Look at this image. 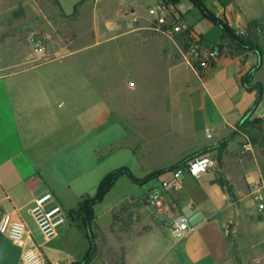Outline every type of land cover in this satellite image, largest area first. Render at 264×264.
Returning a JSON list of instances; mask_svg holds the SVG:
<instances>
[{"label": "crops", "instance_id": "crops-1", "mask_svg": "<svg viewBox=\"0 0 264 264\" xmlns=\"http://www.w3.org/2000/svg\"><path fill=\"white\" fill-rule=\"evenodd\" d=\"M21 1L0 0V7L6 9L8 5V10L14 11ZM145 1L147 11L140 12L138 6L131 10L130 5V19L126 9H119L112 20L95 25L94 30H84L77 13V20L70 27L72 35L65 42L60 34L54 39L47 36L44 55L0 49V209L26 224L27 242L32 240L47 262H57L61 256L70 258V252L60 248V244H69L70 231L66 228L63 231L65 225L61 239L59 233L57 238L46 241L29 212L34 199L47 191L66 211L77 209L86 197L80 195L76 206H66L56 176L63 178L69 190L76 173L94 168L111 156L114 149L130 150L136 161L144 156V162H149L168 154L171 145L184 147L166 166L154 163L157 165L154 169L159 170L174 165L194 149L213 147L231 136L221 152L220 163L199 179L177 169L160 175L150 184L162 192L166 210L156 213L154 219L151 212H146L142 228L148 224L154 227L134 235L130 254L138 240L156 231L159 241L167 246L166 253H173L170 258L173 264H229L232 253L238 254L241 264L261 262L264 209H258L250 184L264 179V127L261 132L255 127L241 128L245 122L264 116V0H202L234 31L248 30L251 23L259 22L262 30L256 38L258 53L236 49L218 27L200 17L189 1L181 0L178 5L182 19L198 36L200 52L219 47V56L206 68H200V75L195 74L187 97L189 116L184 122L179 119L176 126L178 143L174 141L167 146L158 143L167 133L166 128L157 132L150 127L181 118V113L172 115L165 101L156 103L148 98L142 114L135 116L133 106L129 108L133 114L130 137L137 143L130 140V148L119 147L125 139V129L115 136L112 131L119 129L121 121L128 124V115L106 101L105 95L111 96L114 86L136 83L131 65V57L136 54L134 46L149 48V40L153 39L136 33L148 29V9L161 0ZM116 37H127L130 41V70L119 65L116 54L111 55L108 59L111 63L107 65L97 52L102 44ZM86 55L91 56L89 66L85 64ZM113 64L118 66L111 68ZM248 73L251 76L246 79ZM154 106L158 117L152 111ZM246 143L250 145L249 151L244 149ZM136 144L141 145L139 151ZM104 176L95 183V191ZM219 178L228 183L233 198L220 186ZM179 214L188 222V231L181 239L170 232ZM22 250L0 236V264H18Z\"/></svg>", "mask_w": 264, "mask_h": 264}, {"label": "rangeland", "instance_id": "rangeland-1", "mask_svg": "<svg viewBox=\"0 0 264 264\" xmlns=\"http://www.w3.org/2000/svg\"><path fill=\"white\" fill-rule=\"evenodd\" d=\"M130 5H132L131 10L138 6L140 12L147 11L145 0H22L14 11L8 10L10 7L8 5L5 6L6 9L0 7V38L5 36L0 42V49L12 48L16 49L17 53L24 55L27 53L44 55L47 51V36L54 39L57 34H60L63 42L66 37L68 39L72 35L70 27L72 22L77 20L75 17L77 13L81 15L80 21H83L84 30H94L95 25H100L105 20H112L119 9H126V16L130 19ZM125 35L130 36L129 33ZM136 35L153 39L149 40V48L134 46L133 51L136 54L131 57V65L134 66L136 83L133 85L129 83L121 88L114 86L111 96L105 95L106 101L121 110L123 109L128 115V124L121 121L119 129H113L112 134L115 136L125 129L126 136L119 143V147L130 148V140L134 144L137 143L130 137V116L133 114L129 108L133 106L135 116L138 113L142 114L145 110L143 104L150 98L152 102L156 103L165 101L167 110L172 112V115H175L176 112L181 113V118H171V121L165 119L166 122L155 123L150 127L157 132H162L166 128L167 135L161 137L158 143H162L164 146L170 143L174 144V141L178 143L175 135L176 126L180 123L179 119L184 122L189 116L188 91L195 83V74L200 75L199 63L202 55L200 52L197 57L189 55V48L183 47L175 37L168 38L148 29L140 30ZM216 36L219 38V35ZM38 42L45 43L41 53L36 51ZM128 42L130 41L127 37H116L102 44L97 52L101 53L103 61L107 65L111 63V60H108L111 55L116 54L119 65L130 70V44ZM62 46H64L63 43ZM90 60L91 56L86 55L85 64L87 66H89ZM110 66L116 68L118 65ZM155 106L152 111L155 110ZM157 110H155L156 114ZM254 127L259 131L264 125L260 123ZM209 147L211 146L194 149L188 155ZM140 148L141 145L136 144L137 151ZM183 148H174L171 145L167 149L168 154L154 157L149 162H144V156L137 157L138 161H136L130 156V150L114 149L111 156L105 158L94 168L83 172L77 171L79 173H76V179L70 184L69 190L66 188L69 185H66L67 183L63 178H60V175L55 177V182L59 187V194L67 200L68 205L66 206L74 207L76 206L74 203L80 195L86 196L82 199L83 201L95 194V183L105 174L119 167H127L134 176L141 179L156 171L154 169L156 164L160 166L169 164L174 160L172 159L175 158L174 155ZM153 150L151 149L152 152ZM169 150L174 151L169 152ZM213 152L216 154L212 155ZM207 155L215 159L216 165H218L217 150H211ZM154 163L156 164L154 165ZM154 180L137 185L126 176H122L114 183L103 201L93 207L94 219L91 232L96 247L93 264H154L160 258L162 260L159 264H173L170 260L173 253H166L167 246L163 241H159L156 231L149 233L144 239L138 240L134 245V252L132 251L130 254V242L135 241L134 235L154 227L153 224H148L146 228H142L146 212H151L150 217L154 219L156 213L166 210L162 192L150 185ZM154 196L158 197L161 205L155 204ZM67 213L68 220L63 231L65 228L66 231H70L69 244L66 246L60 244V248L70 252L71 257L61 256L57 262H52V264H72L74 261H80L88 248L87 232L81 222L78 207L67 211ZM152 219L151 221H153ZM63 231L60 232L59 239L62 238ZM229 264H241L238 254L232 253ZM256 264H264V260Z\"/></svg>", "mask_w": 264, "mask_h": 264}, {"label": "built area", "instance_id": "built-area-1", "mask_svg": "<svg viewBox=\"0 0 264 264\" xmlns=\"http://www.w3.org/2000/svg\"><path fill=\"white\" fill-rule=\"evenodd\" d=\"M150 16V25L148 30L164 35L168 38L190 30V27L182 19V9L179 5L172 6L166 3L165 0L157 1L151 8L148 9ZM236 35L243 36L248 33L247 28L235 30ZM193 42L189 47V55L198 56L200 52V43L198 36L191 31ZM44 47L39 42L37 43L36 51L43 52ZM201 53V52H200ZM200 68H206L211 62L217 59L219 52L216 48H211L204 53H201ZM262 125H264V116L260 117ZM244 149L249 151L250 145L245 144ZM215 160L209 155H201L191 159L186 168V172L192 177L199 179L207 171L216 168ZM253 191L254 199L259 203L258 208L264 209V201L262 190H264V179H259L250 184ZM156 205H161V201L157 196L153 197ZM30 215L33 218L41 236L46 241H51L58 237L61 229L66 225L68 220L67 211L54 201L51 192H44L34 199L33 205L30 208ZM188 231V222L184 215L179 214L170 226L171 235L175 238H183ZM228 234V230H225ZM28 229L22 220H15L12 216L0 209V236L8 239L14 246L22 248V253L18 264H52L47 262L38 246L30 240H26Z\"/></svg>", "mask_w": 264, "mask_h": 264}, {"label": "trees", "instance_id": "trees-1", "mask_svg": "<svg viewBox=\"0 0 264 264\" xmlns=\"http://www.w3.org/2000/svg\"><path fill=\"white\" fill-rule=\"evenodd\" d=\"M166 3L171 4L172 6H175L181 2V0H165ZM189 1L193 8L199 13L200 17L203 19L208 20L210 23H212L214 26L218 27L220 31L222 32L223 36L228 38L229 41L235 46L236 49L241 50H248L253 53H258V46L256 43L257 33L261 32L262 25L259 22H253L248 26V33L243 36L236 35L235 31L230 29L226 23H224L221 19L215 16L204 4L202 0H187ZM192 29L185 31L183 33H180L175 36L176 40L183 45L186 49L190 47L191 43L193 42V37L191 34ZM193 32V31H192ZM42 45L45 43H41ZM219 52V47L217 48ZM251 76V73H248L246 75V79H249ZM261 123V120H254L252 122H245L242 126V130L246 129L247 127H254V125H259ZM231 136L222 139L219 141L216 145L213 147L202 149L201 151H198L194 154L188 155L184 157L183 159L179 160L174 165H171L170 167H166L163 169H159L156 171H153L143 178H137L133 175V173L127 168V167H119L116 170L107 173L101 182L99 183L95 194L91 198L84 199L81 201V203L78 206L81 222L86 229L87 232V238H88V248L85 252L83 258L80 261H74L72 264H90L93 260L95 253H96V247L93 239V235L91 232V225L92 221L94 219V210L93 207L96 204H99L103 201L106 194L111 190L114 183L122 176H126L129 178L133 183L137 185H143L151 180L157 179L160 175L177 169H183L186 171L188 162L198 156L201 155H207V153L211 150H217V159L218 164L220 163L221 158V152L226 147L227 142ZM218 183L222 188H225L228 194L233 198V193L231 191V188L228 186V183L219 178Z\"/></svg>", "mask_w": 264, "mask_h": 264}, {"label": "water", "instance_id": "water-1", "mask_svg": "<svg viewBox=\"0 0 264 264\" xmlns=\"http://www.w3.org/2000/svg\"><path fill=\"white\" fill-rule=\"evenodd\" d=\"M220 168V167H219Z\"/></svg>", "mask_w": 264, "mask_h": 264}]
</instances>
